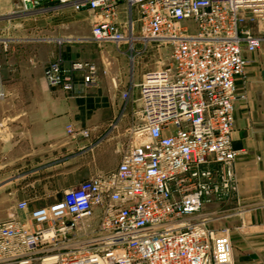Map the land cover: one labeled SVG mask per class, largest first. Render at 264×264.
Returning a JSON list of instances; mask_svg holds the SVG:
<instances>
[{
  "label": "built area",
  "instance_id": "built-area-1",
  "mask_svg": "<svg viewBox=\"0 0 264 264\" xmlns=\"http://www.w3.org/2000/svg\"><path fill=\"white\" fill-rule=\"evenodd\" d=\"M22 12L55 2L93 14L90 41L169 45L168 64L121 94L134 103L116 168L80 182L53 202L0 222V264H233L228 231L209 229L202 211L237 193L243 151L232 148L234 105L245 101L244 53L264 44V0H13ZM256 29L254 33L253 29ZM50 90L71 97L97 85L87 62L43 68ZM6 92L0 80V103ZM73 134L70 127L66 128ZM80 137L87 139V131Z\"/></svg>",
  "mask_w": 264,
  "mask_h": 264
},
{
  "label": "crops",
  "instance_id": "crops-1",
  "mask_svg": "<svg viewBox=\"0 0 264 264\" xmlns=\"http://www.w3.org/2000/svg\"><path fill=\"white\" fill-rule=\"evenodd\" d=\"M11 5L12 0H0V11H7ZM79 13L86 14L92 24V13ZM91 24L83 28L79 38L46 41L38 35L37 40L25 45L31 54L19 51V65L11 63L14 51L11 52L3 79L0 69L6 92L0 103V169L40 166L94 144L98 148L108 146L116 162L115 150L124 143L136 109L130 101L125 107L121 94L130 91L134 101L137 90L133 88L141 80L127 70L131 53L128 47L95 45L90 41ZM138 46L141 45L134 46V52ZM141 48L140 53L145 54L152 50V45ZM243 56L247 61L246 100L234 105L231 139L233 150L243 151L244 155L234 165L238 187L227 209L235 214L226 223L233 264H264V44L256 53ZM55 61L65 69L75 62L97 66V85L83 90L78 80L76 88L83 93L74 98L50 90L43 79V68ZM237 89L243 90L240 83ZM67 127L72 129V135L66 132ZM81 131L88 132L87 139L78 135ZM4 178L0 183V222L11 217L25 219V214L16 210L18 202L27 201L33 209L46 205L57 193L50 185L35 190L28 184L17 194L12 187L14 181Z\"/></svg>",
  "mask_w": 264,
  "mask_h": 264
},
{
  "label": "rangeland",
  "instance_id": "rangeland-1",
  "mask_svg": "<svg viewBox=\"0 0 264 264\" xmlns=\"http://www.w3.org/2000/svg\"><path fill=\"white\" fill-rule=\"evenodd\" d=\"M87 19L86 14L77 13L69 7H59L55 2L44 3L31 12H22L12 0V5L7 11H0V69L2 79L5 74V67L10 62L12 51H14V56L11 63L19 65L21 52L31 54L29 46L25 45L37 40L38 35H41V38L46 41L68 37L79 38L84 32L83 28L90 27V19ZM151 45L152 50L148 53H140L142 46H138L136 52L129 53L130 60L127 70L130 75L134 74V78L137 80H141L146 73L162 69L169 62V45H160L159 43H152ZM96 68L99 74L100 69L97 66ZM247 82L246 79V83L242 85V91L245 92V95ZM129 137L128 133L124 143L115 150L116 162L111 156L108 146L98 148L97 144H94L80 148L69 155L58 156L55 162H45L40 166L30 164L2 167L0 169V183L4 177L8 181H14L12 187L13 190H17V194L21 190H25L28 184L33 185L35 190L41 189L43 185L48 187L50 185V188L57 193L48 199L47 204H49L57 200L62 192L75 188L80 182L111 173L119 163L120 155ZM110 166L113 168L106 171ZM52 176L53 178H51ZM227 205L228 202L218 205L209 204L204 207L202 214L208 222L209 229L218 233L224 230L228 231L226 221L229 217L234 216L235 212L228 210ZM32 264L39 263L34 262Z\"/></svg>",
  "mask_w": 264,
  "mask_h": 264
},
{
  "label": "bare ground",
  "instance_id": "bare-ground-1",
  "mask_svg": "<svg viewBox=\"0 0 264 264\" xmlns=\"http://www.w3.org/2000/svg\"><path fill=\"white\" fill-rule=\"evenodd\" d=\"M43 264H52L50 260L44 261Z\"/></svg>",
  "mask_w": 264,
  "mask_h": 264
}]
</instances>
